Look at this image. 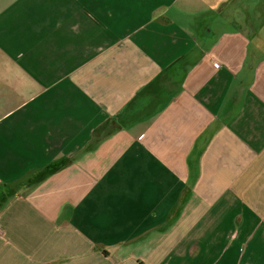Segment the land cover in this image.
Listing matches in <instances>:
<instances>
[{
	"label": "crops",
	"instance_id": "1",
	"mask_svg": "<svg viewBox=\"0 0 264 264\" xmlns=\"http://www.w3.org/2000/svg\"><path fill=\"white\" fill-rule=\"evenodd\" d=\"M0 264H264V0H0Z\"/></svg>",
	"mask_w": 264,
	"mask_h": 264
},
{
	"label": "trees",
	"instance_id": "2",
	"mask_svg": "<svg viewBox=\"0 0 264 264\" xmlns=\"http://www.w3.org/2000/svg\"><path fill=\"white\" fill-rule=\"evenodd\" d=\"M182 61H184V59Z\"/></svg>",
	"mask_w": 264,
	"mask_h": 264
}]
</instances>
